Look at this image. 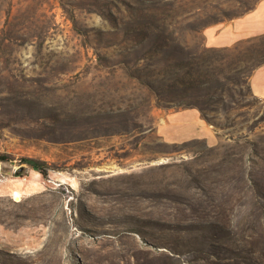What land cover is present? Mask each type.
Returning a JSON list of instances; mask_svg holds the SVG:
<instances>
[{"label":"rangeland","instance_id":"rangeland-1","mask_svg":"<svg viewBox=\"0 0 264 264\" xmlns=\"http://www.w3.org/2000/svg\"><path fill=\"white\" fill-rule=\"evenodd\" d=\"M263 1L0 0V264L259 258L234 214L264 212V31L207 34Z\"/></svg>","mask_w":264,"mask_h":264},{"label":"trees","instance_id":"trees-1","mask_svg":"<svg viewBox=\"0 0 264 264\" xmlns=\"http://www.w3.org/2000/svg\"><path fill=\"white\" fill-rule=\"evenodd\" d=\"M7 158V154H0V160H6ZM23 161L28 163L31 167L37 169L40 173L45 174L44 163L40 160L31 157H25L23 158ZM236 180H245V184L247 181L245 186H247L249 190L256 189V183L248 176V172H245V177L244 175L241 177H236ZM258 195L252 194L249 198L235 199V204L243 206L245 208V212L243 215H241L239 211L238 213L236 212V214H234V217H236V227H238L240 221H245L244 227H239L238 229L235 227L236 231L238 230L239 232L237 239L242 240L246 244V247L243 249L251 252H257L259 255V258H257L258 260L255 259L253 261L250 258L244 257H241L239 260L237 259L238 256H230L226 258L227 260H224L225 258L216 256L214 257V264H239L240 262L243 264H264V212L258 210V207L261 205V194ZM223 260L226 262H223ZM229 260L232 262L230 263Z\"/></svg>","mask_w":264,"mask_h":264},{"label":"crops","instance_id":"crops-1","mask_svg":"<svg viewBox=\"0 0 264 264\" xmlns=\"http://www.w3.org/2000/svg\"><path fill=\"white\" fill-rule=\"evenodd\" d=\"M264 31V1L246 18L224 28L211 29L207 34L209 45L230 44L240 38ZM252 92L264 98V63L257 66L249 77Z\"/></svg>","mask_w":264,"mask_h":264}]
</instances>
